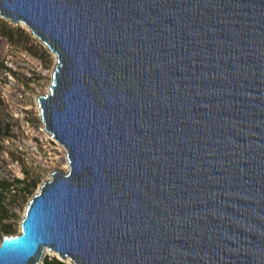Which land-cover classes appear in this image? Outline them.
Segmentation results:
<instances>
[{"label":"water","instance_id":"obj_1","mask_svg":"<svg viewBox=\"0 0 264 264\" xmlns=\"http://www.w3.org/2000/svg\"><path fill=\"white\" fill-rule=\"evenodd\" d=\"M57 56L67 151L0 264H264V0H0Z\"/></svg>","mask_w":264,"mask_h":264},{"label":"rangeland","instance_id":"obj_2","mask_svg":"<svg viewBox=\"0 0 264 264\" xmlns=\"http://www.w3.org/2000/svg\"><path fill=\"white\" fill-rule=\"evenodd\" d=\"M56 63L24 24L0 15V244L20 231L30 200L51 173L68 170L67 151L45 129L38 103L49 92ZM54 256L46 251L44 260Z\"/></svg>","mask_w":264,"mask_h":264},{"label":"trees","instance_id":"obj_3","mask_svg":"<svg viewBox=\"0 0 264 264\" xmlns=\"http://www.w3.org/2000/svg\"><path fill=\"white\" fill-rule=\"evenodd\" d=\"M18 183H22V181L17 180ZM0 186H3L2 182L0 181ZM14 229L12 227H8L5 229L6 232H10L13 231ZM45 264H71L67 261L61 260L60 258H58L57 256H54L53 258H48L46 257L44 260Z\"/></svg>","mask_w":264,"mask_h":264},{"label":"bare ground","instance_id":"obj_4","mask_svg":"<svg viewBox=\"0 0 264 264\" xmlns=\"http://www.w3.org/2000/svg\"><path fill=\"white\" fill-rule=\"evenodd\" d=\"M65 168H68V165H66ZM44 255H45V254H44Z\"/></svg>","mask_w":264,"mask_h":264}]
</instances>
